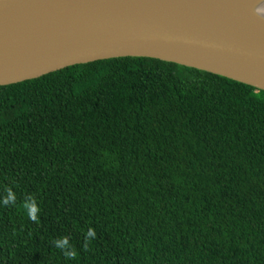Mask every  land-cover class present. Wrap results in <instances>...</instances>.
Instances as JSON below:
<instances>
[{
    "label": "trees",
    "instance_id": "trees-1",
    "mask_svg": "<svg viewBox=\"0 0 264 264\" xmlns=\"http://www.w3.org/2000/svg\"><path fill=\"white\" fill-rule=\"evenodd\" d=\"M7 188L0 264H264V90L132 56L2 85Z\"/></svg>",
    "mask_w": 264,
    "mask_h": 264
},
{
    "label": "water",
    "instance_id": "water-1",
    "mask_svg": "<svg viewBox=\"0 0 264 264\" xmlns=\"http://www.w3.org/2000/svg\"><path fill=\"white\" fill-rule=\"evenodd\" d=\"M129 56L264 90V0H0V86Z\"/></svg>",
    "mask_w": 264,
    "mask_h": 264
},
{
    "label": "clouds",
    "instance_id": "clouds-1",
    "mask_svg": "<svg viewBox=\"0 0 264 264\" xmlns=\"http://www.w3.org/2000/svg\"><path fill=\"white\" fill-rule=\"evenodd\" d=\"M260 11H261V7L259 6L256 8L257 14H259ZM5 191L7 194L2 200H0V205L7 206L9 203L14 204L16 197L12 189L7 188ZM23 208L26 211V214L30 220L34 222H38V216H37L38 207L34 201L31 200L25 201L23 204ZM94 237H95V230L89 229L85 235V241H86L85 246H87L88 239ZM53 242L57 247V249H61V250L68 249L64 251V256L67 259H74L77 256V252L69 245V241L67 237L61 238L59 240H54Z\"/></svg>",
    "mask_w": 264,
    "mask_h": 264
}]
</instances>
